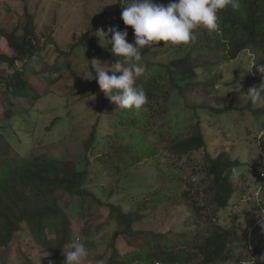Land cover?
Here are the masks:
<instances>
[{"label": "trees", "instance_id": "obj_1", "mask_svg": "<svg viewBox=\"0 0 264 264\" xmlns=\"http://www.w3.org/2000/svg\"><path fill=\"white\" fill-rule=\"evenodd\" d=\"M121 2L122 0H118L107 10L115 8L122 12ZM123 2L126 5L131 0H123ZM154 2L166 6L170 0H154ZM2 10L0 36L8 40L15 55L0 54V135L13 150L11 152L0 150V264H64L63 250H66L65 245L74 239H79L89 249V257L85 264H226L229 261L231 264H264V217L256 225L260 238L259 245L254 250L248 248L247 239L241 236L237 224L227 227L217 221L218 214L228 208L234 194L241 190L237 185L234 170L245 165L252 166L253 161L234 158L226 148L229 139H224L219 146L212 148L210 143L215 142L217 133L209 127L210 118L203 119L199 114V110L204 108L210 109L212 115L224 116L226 113L225 121L232 126L233 123L235 125L240 123L237 115H244L250 110L254 117L253 124L256 122L260 125L264 120V105H253L247 101V105L237 106L234 97L226 106L216 105L213 102L207 105L203 102V98L199 97L192 102L184 98L185 109H180L184 111L178 114L191 115L194 121L196 117L195 124L188 123L193 131H187L186 134L176 133L177 135L171 136L165 145L161 144L160 139L153 141L148 135V127L145 128L144 125H147V122L151 123L153 115L160 108L173 107L168 99L164 100L165 104L158 105L157 111H146L147 105L139 111L124 110L123 118L116 120L115 124L120 125L133 113L134 118L125 130L128 131L132 143L124 148L114 149L116 152H127L128 158L119 159L112 173L126 175L127 170L136 163L142 162L143 158L150 159L154 163L156 159H161L166 161V172H169V175L161 172L164 176L159 181L160 186L178 191L177 185V189H173L175 181H180L181 184L183 181L187 184V188L172 199L167 194H162L160 190L154 194L148 193L144 195L145 197L140 195L132 197V189L129 188L127 191V187L121 186L117 190L111 188L108 191L110 196L121 195L120 200L105 203L100 195L89 191L86 184L96 163L105 164L104 158L112 154V149H105L107 143L96 133L108 98L102 96L95 121L96 131L83 141L84 150L77 161L82 167L78 168L76 165L73 171L61 175L64 166L68 164L65 162L71 161L60 157H48L37 150L46 145L59 144L62 140L60 132L63 139L70 130L76 132L83 120L82 115L75 117L72 111H69L65 114V118L60 116L50 118L45 112L43 118L39 100L46 94H54V90L48 88L51 86L48 84L49 75L39 79L35 84L15 65L20 61L17 65L22 68L23 62H28L34 53L47 47L44 45L49 44L52 37L50 35L45 37L47 44L38 40L37 23L33 21L36 15H31L32 13H27L24 23L20 24L25 17L21 13L29 11L27 6L25 9L13 11L17 19L9 29L5 26L13 19L12 8L5 5ZM107 14L108 12L102 14V22L99 24L94 21L96 25L89 31L91 34L89 39L85 35L73 45V47L80 46L83 42L82 46L86 53L88 52L90 61L107 58L117 62L119 59L110 52L111 45L107 48L101 46L99 37L95 33L103 27L109 28L116 23V21L111 23L106 17ZM218 16L220 31L217 32L216 45H212V40L203 33L198 35L192 50L213 55L220 50H228L231 58L226 60L227 55H221L218 60H214L206 55L207 60L202 58L200 65L211 75L214 73L218 80L233 73L234 80L230 82L231 84L234 81L246 80L249 82L248 88L259 86L264 82V76L257 71L259 65H264V0H239L238 9L222 10ZM117 20L120 30L130 29L123 23L121 17ZM248 50H251L248 54L255 55L253 70L246 61L250 58L249 55L242 59L239 65H233V60L238 55L246 54ZM151 51L152 47H146L142 51L147 71L137 81L138 86L145 90L148 101L166 95L164 89H174L179 98H183V90L194 82V77L197 75L189 64L193 53L189 51L183 56L171 59L169 65L163 68L161 75L158 70L149 67L148 54ZM6 62L12 68L11 75L4 73L5 68L2 64ZM244 68L248 73L246 76L240 75ZM92 72L95 75L94 70ZM216 80L215 78L209 83L206 82L205 86L213 84ZM89 86L94 95L101 91L96 79L90 80ZM79 89L68 93L70 97L77 92L75 99L65 97L67 101L64 104L67 107L76 109L84 104L88 97ZM187 108L193 112L188 114ZM54 109H57L54 105L48 106V110ZM168 112V109L164 111L165 114ZM62 120L64 125L61 124ZM178 125H181V122L175 126ZM137 128L140 129L139 134L142 138L138 136ZM14 131L15 135L19 136V141L27 144L25 150L17 151L14 148L11 140ZM41 131L51 140L44 142L39 139L38 135ZM263 136L259 148L264 157ZM110 138L113 146L120 141L118 135ZM101 145H103L102 149L96 151ZM94 152L101 156L93 162L89 154ZM186 173L192 176L188 180L184 178ZM134 182L141 184L142 180L137 179ZM250 186L253 184L251 183ZM255 186H257L255 190L260 188L258 203L264 209V182L258 181ZM76 198L79 211L77 217H84L86 222L79 226L77 233L74 229L75 220L70 214L74 212L72 206ZM121 200L132 201L131 208L125 210L120 203ZM160 201H169V203L160 206L158 204ZM102 205L110 208L109 214L104 222L94 225V222L100 218L98 210ZM180 205L188 206L192 214L184 219L183 225L187 227L179 230L184 232L183 238L174 243L165 238L164 235L167 234L164 232L155 233L148 220L151 219L150 221L153 222L159 214H168ZM107 227H113L112 234L103 239L104 235L100 234V230ZM123 237L129 239L120 241ZM122 242H125L129 249L122 250L120 246ZM104 248L105 251H102Z\"/></svg>", "mask_w": 264, "mask_h": 264}, {"label": "rangeland", "instance_id": "obj_2", "mask_svg": "<svg viewBox=\"0 0 264 264\" xmlns=\"http://www.w3.org/2000/svg\"><path fill=\"white\" fill-rule=\"evenodd\" d=\"M117 2L118 0H0V16L3 15L2 9L5 5H9L12 8L13 19L6 24L5 27L7 29H9L12 26L11 24L17 19L13 11L25 9L27 6L29 11L21 13L25 15V17L20 24L22 25L24 23L27 13H32L31 15H36L33 21L37 23L36 33L38 40L47 44V42H45L47 41L45 37L48 35L52 37L50 43L44 45L47 47L42 51L34 53L28 62H23L22 68L17 65L20 64V61L15 65L16 68L24 71L23 75L35 84L39 79H43L46 75H49L48 84H51V86L48 88L50 90L53 89L54 94L45 95L50 98V100L45 96L39 100V106L43 107V114L45 115L46 112L50 118L56 116L65 118V114L69 111H72L75 117L82 115L81 118H83V120L81 124H79L78 130L76 132L70 130L69 133L65 134L67 140H64L65 138L63 139V135L60 132L59 134L62 140L59 141V144L56 143L55 146L54 144L46 145L37 150L39 153L48 157H60L66 161H71L65 162L68 164L64 166V171L61 172V175L64 172L73 171L76 165H78V168L82 167L80 166L81 164L79 165L77 163L79 160L78 157L84 150L83 141L87 140L88 137L96 131L95 121L98 115V109L102 103V96L104 95L101 91L94 95L89 86L90 80L87 78L90 77L86 73L85 67L90 64V59L88 58V52L86 53L82 46L84 45L83 42L80 46L73 47V45L77 44L85 35L88 39L90 38L91 34H89V31L96 24L102 22V14L105 12H108L106 17L111 23L116 21L111 27L120 30L118 28L119 24L117 23V19H120L121 11L119 12V10H115V8L107 10L110 5L116 4ZM94 21L97 23L94 24ZM102 29L107 31L108 28L103 27ZM203 33L212 40V45L215 46L218 41V34H209L206 30H201L197 33V36ZM110 38L111 36H109V39ZM127 40L130 43L134 42L133 29L131 28L128 30ZM164 44V41L153 44L152 51L148 54V61L150 62L149 67L152 66L162 75L163 68L169 65L171 59L176 56H183L191 51L193 54L189 64L190 66L192 65L191 67L197 72V75L194 77V82L192 84L190 83L189 87L183 90V98H179L177 91L174 89H164L166 95L152 98L153 100L151 99L150 102L148 101L145 104L147 105L145 110L149 112L150 110L157 111L158 105L166 103L164 101L165 99H168V102L172 103L173 106L171 109L165 107L160 108L153 115L151 123L147 122V125H144L145 128L148 127V135L153 141H158V139H160L161 144L165 145L171 136L177 135L176 133L180 132L186 134L187 131H193V128L188 126V123L195 124L194 122L197 120L196 117L194 121L191 115L185 114L181 116L178 114V112L184 111L180 110L184 108V98L192 102L199 97L203 98V102L207 105L213 102L216 105L226 106L230 104L231 98L234 97V103L237 106L248 104L245 96L242 94L246 93L249 89L248 81H234L233 84H231L230 82L234 80L233 73L227 74V76L218 80V77L214 73L211 75V73H208V71L200 65V60L202 58L207 60L205 58L206 55L214 60H218L221 55H227L226 60H230L228 50H220L213 55L207 52L200 53L196 50H192L194 47L193 44L188 46H164ZM250 51L251 50H248L246 54L238 55L235 60H233V65H239L242 59L247 58V55H249L250 58H247L246 61L249 62L253 70V59H255V55L248 54ZM154 52L155 54H153ZM2 53L15 55V52L11 50L8 40L4 36H0V54ZM98 61L107 63L109 66L116 63L107 58ZM55 65L57 66L55 67ZM2 66L5 68L4 73L9 75L13 73L12 68L7 62L2 64ZM89 70L93 71L91 67H89ZM116 75L119 76L120 73H116ZM240 75H248L247 70L244 68ZM215 78L217 80L213 84H209L207 87L205 86L206 82L209 83V81ZM76 89H79L81 92L84 91L83 94L88 98L79 108L71 109L70 106L67 107L64 104L67 101L65 95L71 90ZM76 94L77 92L73 93L71 98L75 99ZM242 101H244V103H241ZM51 103H54V107L57 109L52 111L48 110V106H50L49 104ZM104 107L105 111L101 114V121L96 133L99 138L107 143L105 149H112V154H108L104 158L105 164L96 163V166L92 168L93 171L89 175L86 184L89 191L93 192L95 195H100L101 200L105 203H109L119 201L121 195L110 196L108 191L111 188H116L117 190L121 186L127 187V191L131 188L132 197H135V195L143 197L148 193L154 194L157 190H160L162 194H167V196L172 197V199L187 188V184L183 181L182 184L180 181H175V188L173 187V189L176 190L177 185L178 191H172L170 188L160 186L159 181L163 179V176L169 175V172H166V161L161 159H156L154 163L150 159L143 158L142 162L136 163V165L129 168L126 175H123V173L118 175L113 174L112 170L118 165L119 159L126 160L128 158L127 152H116L114 149L117 150V147L124 148L125 146L131 145L132 141L128 137V131L125 130L127 125L134 118V115L131 113L120 125H116V120L119 121L123 118L124 110L118 109L117 105L109 99H106ZM166 109L169 111L167 114L164 113ZM186 111L188 114L193 112V110L188 108ZM199 114L203 119L210 118L209 127L217 133L215 135V142L212 141L210 143L212 148L219 146L221 142H224V139H229V141L226 142V148L230 150L234 158L240 157L253 161L252 166L245 165L244 167L234 170L237 185L241 190H239L237 194H234L228 208L218 214L219 218H217V221L227 227L237 224L241 236L247 239L248 248L254 250L255 247L259 245L260 238L256 225L262 220V217H264V209L262 205L258 203L260 201L258 199L260 188L255 190L257 187L255 183H258V181L260 183L264 182V179H261L262 175H260L264 171V157L262 155V150L259 148L261 146V137L264 135V131L262 130L264 129V120L260 125L256 122L253 124L254 117L252 116V112L247 110L246 114L237 115V117L240 118V123L237 125L233 123L231 126L230 123H226L225 121L226 113H224V116L212 115L210 109L204 108L199 110ZM180 122L181 125L175 126L177 123L180 124ZM61 124L64 125V120L61 121ZM65 128L66 126H64V129ZM136 130L138 136L142 138V135L139 134L140 129L137 128ZM13 134L11 140L14 148H16L17 151L25 150L27 144L19 141V136L15 135V131ZM45 135L47 134L41 131L38 138L44 142L51 140V138ZM116 135L119 136L120 141L113 146V141L110 137L115 138ZM21 137H23L22 134ZM102 147L103 145L98 147L96 151H100ZM0 150L3 152L13 151L2 135H0ZM100 156L101 155L97 154V152L89 154V158H91L93 162ZM144 156L145 155H142V157ZM109 157L112 158L110 159ZM252 157L253 159L251 160ZM123 165L124 164H122V166ZM161 172L166 173L161 175ZM159 176L161 177L157 179ZM190 177H192L190 173H186L184 178L188 180ZM137 179L142 180V183L138 184L134 182V180ZM251 183L253 186H250ZM136 185L139 186L136 187ZM130 202L132 201H120L125 210L131 208ZM168 203L169 201L158 202L160 206H166ZM72 209L74 212L70 214L72 219L75 220L74 227L76 228L74 229H76L75 231L77 233L79 226L86 223L84 217H77V213L79 212L77 198L74 200ZM109 210L110 208L107 205H102L98 210L100 218L94 222V225L104 222L106 216L109 214ZM191 214L192 212L188 206L180 205L168 214H159L153 222L150 221L151 219H149L148 222L152 224L151 229L155 230V233L158 232V234H160L164 232L167 234L164 235L165 238L175 243V241L183 238L184 232H180L179 230H184L185 227H187L183 225L184 219ZM192 226L195 227L194 225ZM112 230L113 227L101 229L100 234L104 235L103 239L111 236ZM126 239L129 238L123 237L120 241H125ZM120 246L122 250L129 249V246L125 242H122ZM102 251H105V248L102 249ZM226 264H231V262L229 261Z\"/></svg>", "mask_w": 264, "mask_h": 264}, {"label": "clouds", "instance_id": "obj_3", "mask_svg": "<svg viewBox=\"0 0 264 264\" xmlns=\"http://www.w3.org/2000/svg\"><path fill=\"white\" fill-rule=\"evenodd\" d=\"M121 5V19L133 29L134 42H128L127 30L113 27L107 31L97 30L95 33L101 46L107 48L111 45L110 52L119 59L111 66L93 59L85 71L90 77L87 79H96L101 91L118 109L139 111L148 102L145 90L137 84L147 71L143 49L160 41L165 42L164 46H188L196 42L201 30L209 34L219 32L218 13L229 8L238 9L239 0H170L166 6L154 0H131L125 5L122 0ZM257 71L264 76V65H259ZM116 73L121 74L117 76ZM242 94L253 105H264V82ZM65 97L71 98L68 94ZM261 175L264 179V171ZM65 249L64 264H85L89 257V249L79 239L67 243Z\"/></svg>", "mask_w": 264, "mask_h": 264}]
</instances>
